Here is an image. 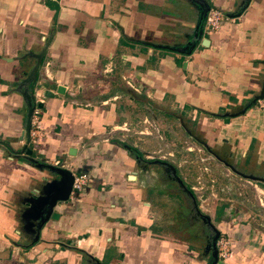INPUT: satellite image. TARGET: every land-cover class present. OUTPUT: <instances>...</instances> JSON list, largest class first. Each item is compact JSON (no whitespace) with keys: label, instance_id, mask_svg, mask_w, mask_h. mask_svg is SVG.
Returning <instances> with one entry per match:
<instances>
[{"label":"crops","instance_id":"crops-1","mask_svg":"<svg viewBox=\"0 0 264 264\" xmlns=\"http://www.w3.org/2000/svg\"><path fill=\"white\" fill-rule=\"evenodd\" d=\"M207 7L225 16L209 35ZM188 139L261 202L264 0H0V264H205L207 245L161 230L172 204L159 195L175 183L151 186L143 170L170 165L147 155ZM56 162L87 181L42 225L60 178L36 164ZM175 195L185 218L191 201ZM246 213L214 222L223 264H264V214ZM185 221L188 237H207Z\"/></svg>","mask_w":264,"mask_h":264},{"label":"rangeland","instance_id":"rangeland-1","mask_svg":"<svg viewBox=\"0 0 264 264\" xmlns=\"http://www.w3.org/2000/svg\"><path fill=\"white\" fill-rule=\"evenodd\" d=\"M182 117H187V111L182 114ZM181 123H183V121ZM191 123L193 125H191ZM176 124V126H179L180 122L178 121ZM189 126L191 127V130L188 131L191 133V136H193L192 138L200 137L196 130L198 128L197 119L196 122H189ZM179 127L182 128V126ZM192 133L194 135H192ZM179 143V141L173 142L169 150L164 149L160 152L156 151L154 154L151 152L150 155H147L149 159L147 161H152L151 159L161 161L159 159L164 158L165 162H168L170 165L175 167V170L178 168L177 174L180 178H182V180L184 179L183 182H185L186 185L190 186L194 199H197L199 206L205 208V211H203L202 214L205 215L209 221L211 220V224L213 226H215L214 222L217 223L218 221L220 222V220H222V222L232 220L237 211L242 213L248 212L246 214L249 215V211L251 212L252 210L253 213L263 216L264 194H260L261 202L256 201L255 203V201L252 200L254 198V191L251 187H254L255 185L253 182L251 185V180L246 179L247 177L244 175H242V177L241 174L232 173L230 170V172L220 171V168L216 163L217 160L212 153H210L208 149L207 154L204 151H201L202 148H199V145H197L193 139H188L187 143H181L178 146L177 144ZM180 147H184V149H181ZM168 153H170L171 156H168ZM143 168L145 171V182L150 183L151 186L155 185V183L159 181L160 185L170 181L169 178L164 177L161 168H158L156 165L145 163ZM256 185H258L257 187L263 191L262 185ZM173 188L174 185H168L166 186V190L163 192L165 195H159L161 199H169L168 202L172 204L169 207L170 211L168 212V217H166L167 220L159 222L162 225L161 230L167 236L175 237L178 240L189 243L191 249L200 250L205 245L211 243L212 232L209 230V227L200 222L199 218L195 215L193 208L192 210L190 209L191 211L187 209L188 214L184 213L185 218L182 217V211L180 214L178 208L176 207L178 206V202L175 200L177 197L175 192L177 191L172 190ZM169 192H172V194H167ZM248 200L249 202H247ZM198 208L200 209V207ZM169 209H167V211ZM214 216L215 218L213 220ZM181 220H189L185 222L186 224L189 223L191 235H200L199 233L202 232L206 233L207 237L203 238V241L201 239L197 240L195 238L188 237L186 229L184 232L182 231L184 226L182 227L180 224ZM216 246L218 262H222V260H220V256L218 255V247L221 249H225L226 247L229 251L230 244L229 242L220 239L216 243ZM211 255V252L205 251L203 253L198 252L196 257L197 260H200V262L203 261L205 264H208Z\"/></svg>","mask_w":264,"mask_h":264},{"label":"water","instance_id":"water-1","mask_svg":"<svg viewBox=\"0 0 264 264\" xmlns=\"http://www.w3.org/2000/svg\"><path fill=\"white\" fill-rule=\"evenodd\" d=\"M208 10H209V8L207 7L205 9L203 15H202L203 16L202 19L205 18L206 13H207ZM201 35H202V33L200 31V36ZM203 42L206 43L207 40L205 39V40H203ZM191 50H192V47L188 50L187 53L186 52H181V53L188 55V54H190ZM40 59L41 58H38L36 67H35L34 71L31 73V79L33 81L36 78V68L38 67V65L40 63ZM62 92H63V88L58 87L57 94H62ZM262 97H263V92H262L261 96L259 97V99H261ZM38 107L41 108V105H38ZM33 111H34V106H32L29 109V111H28L26 127H25V132H24L25 137H26V142H25V145L23 147V151L25 152V155H27L29 157H31L32 151L29 150V149H26V146L29 143V139H30L29 131H30V124H31V118H32ZM68 154L69 155H74V152L69 151ZM155 163H161V162L157 161ZM162 164H165V163H162ZM36 166L38 168L46 169L51 174H54V175H56V176H58L60 178V181L56 185L54 184V189H53L52 195L49 197L48 201L44 203L46 205V207H47L46 216L41 221L42 225H44L49 220V218L55 219L54 214L52 213L55 205L58 202H65V201H67L69 199L70 193H71V189H72V184H73V174L70 171H68L67 169H65L63 167H60V166H50V165H44V164H36ZM170 168L172 169L173 173L175 174L174 167L170 166ZM246 179H249V178H246ZM178 182L180 183V185L183 186V188L185 189L187 194L191 198H194L192 192L187 190L184 187V185L182 184V181L178 180ZM208 264H223L222 262H218L217 251L215 249H213V252H212L211 258L208 261Z\"/></svg>","mask_w":264,"mask_h":264},{"label":"built area","instance_id":"built-area-1","mask_svg":"<svg viewBox=\"0 0 264 264\" xmlns=\"http://www.w3.org/2000/svg\"><path fill=\"white\" fill-rule=\"evenodd\" d=\"M224 18H225V16L222 13V11L215 9V8L208 10V12L205 16V20H204V29H203L204 33L206 35H209L215 31H217L220 28L222 22L224 21ZM38 114H39V110L37 108H34L32 117L35 118L36 116H38ZM30 133H31V136L35 135L32 132H30ZM55 166H60V165L58 162H56ZM86 181H87V177L85 174L74 175L73 176L72 189H71L70 194L73 195V194L80 193L83 190V188L86 184ZM225 244H227V243H225ZM228 254H229V251L226 247H225V249L224 248L221 249L218 247V255L220 256V258L222 260H225L226 257L228 256Z\"/></svg>","mask_w":264,"mask_h":264},{"label":"flooded vegetation","instance_id":"flooded-vegetation-1","mask_svg":"<svg viewBox=\"0 0 264 264\" xmlns=\"http://www.w3.org/2000/svg\"><path fill=\"white\" fill-rule=\"evenodd\" d=\"M156 162V161H155ZM155 164H158V165H162V163H155ZM160 167V166H159ZM162 168V167H161ZM230 171H232V169L230 170ZM162 173L164 174V177L165 178H169L170 179V181H173V183H175V185H176V188H177V193H179V195L181 196V197H187V198H189V200L191 201V204H192V206H193V208H194V212H195V215L199 218V220H200V222L201 223H203V224H205L207 227H209V230L212 232V237H211V243L210 244H208L207 245V247H206V250L207 251H211V252H213V249H215L216 251H217V246H216V243L218 242V240H219V232L215 229V227L210 223V221H209V219L205 216V215H203V214H201L200 212H199V208H198V206H197V204H196V200L194 199V198H191L188 194H187V192L185 191V189L183 188V186L182 185H180V183L178 182V180L180 179L181 181H182V184L184 185V187L187 189V190H189V191H191L190 189L191 188H188L187 186H185V184H184V182H183V180H182V178H180L179 177V175L177 174V171L175 170V174L173 173V171H172V169L170 168V166L169 165H165L163 168H162ZM192 192V191H191ZM185 197V198H186ZM218 235V236H217ZM216 239V240H215ZM215 240V241H214ZM214 241V242H213Z\"/></svg>","mask_w":264,"mask_h":264},{"label":"trees","instance_id":"trees-1","mask_svg":"<svg viewBox=\"0 0 264 264\" xmlns=\"http://www.w3.org/2000/svg\"><path fill=\"white\" fill-rule=\"evenodd\" d=\"M34 163V162H33Z\"/></svg>","mask_w":264,"mask_h":264}]
</instances>
